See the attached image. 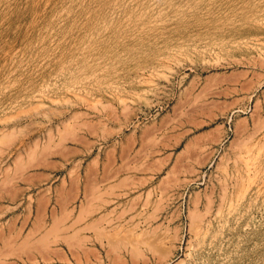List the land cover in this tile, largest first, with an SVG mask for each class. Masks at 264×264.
Listing matches in <instances>:
<instances>
[{
	"label": "rangeland",
	"instance_id": "rangeland-1",
	"mask_svg": "<svg viewBox=\"0 0 264 264\" xmlns=\"http://www.w3.org/2000/svg\"><path fill=\"white\" fill-rule=\"evenodd\" d=\"M0 264H264V0H0Z\"/></svg>",
	"mask_w": 264,
	"mask_h": 264
},
{
	"label": "bare ground",
	"instance_id": "bare-ground-1",
	"mask_svg": "<svg viewBox=\"0 0 264 264\" xmlns=\"http://www.w3.org/2000/svg\"><path fill=\"white\" fill-rule=\"evenodd\" d=\"M262 145V144H261ZM247 155V154H246ZM256 156H257V154H256ZM242 157V156H241ZM248 159V158H247ZM249 160V159H248ZM247 160V161H248ZM253 161V160H252ZM254 163V162H253ZM250 165V163L248 164V162H247V166H249ZM252 168H255V166L254 167H252ZM255 172V171H254ZM253 173V172H252ZM253 175V174H252ZM249 178V177H248ZM255 178V177H254ZM250 183V182H249ZM252 183V182H251ZM240 195V194H239Z\"/></svg>",
	"mask_w": 264,
	"mask_h": 264
}]
</instances>
